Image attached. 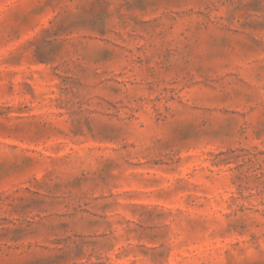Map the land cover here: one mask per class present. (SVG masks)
I'll list each match as a JSON object with an SVG mask.
<instances>
[{
  "label": "rangeland",
  "instance_id": "obj_1",
  "mask_svg": "<svg viewBox=\"0 0 264 264\" xmlns=\"http://www.w3.org/2000/svg\"><path fill=\"white\" fill-rule=\"evenodd\" d=\"M0 264H264V0H0Z\"/></svg>",
  "mask_w": 264,
  "mask_h": 264
}]
</instances>
